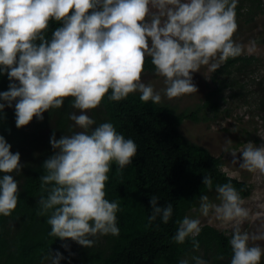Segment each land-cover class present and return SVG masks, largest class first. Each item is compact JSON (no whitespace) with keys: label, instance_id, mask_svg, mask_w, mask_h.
<instances>
[{"label":"clouds","instance_id":"9594fccd","mask_svg":"<svg viewBox=\"0 0 264 264\" xmlns=\"http://www.w3.org/2000/svg\"><path fill=\"white\" fill-rule=\"evenodd\" d=\"M238 0H0V76H7L8 89L0 92V119L5 107L14 105L17 129L35 117L59 109L72 97L68 119L80 131L49 138L53 153L42 164L40 215H46L49 237L71 240L92 248L97 239L119 236L118 201L106 199V182L113 162L117 173L132 163L137 145L118 133L110 122L96 125L87 113L109 102L125 100L139 93L143 103L159 104L186 94L197 93L192 73L207 66L215 72L229 58L245 51L237 43ZM50 22L58 26L48 30ZM256 42L247 46L249 54ZM151 58L155 75L164 87L156 90L142 80L146 58ZM111 90V94L109 93ZM96 125L95 127H93ZM226 145L232 143L225 140ZM0 135V215L9 217L19 202L16 175L24 167L20 153L10 151ZM231 153L232 164L264 179V144L247 142ZM237 153L240 154L237 159ZM202 184L211 191L213 179L203 176ZM216 200L200 195L199 211L210 212L221 227L231 250L229 264H261L264 257V220L249 231L250 209L231 182L215 185ZM159 197L150 198L148 223L160 217L167 224L173 206H158ZM259 218L264 213H256ZM171 237L176 244L186 240L192 252L199 250L200 219L183 217ZM61 247L69 249L67 243ZM70 255H72L70 253ZM65 257L48 250L41 260L60 264ZM223 260V254L216 256ZM179 264H209L202 256L186 254Z\"/></svg>","mask_w":264,"mask_h":264},{"label":"trees","instance_id":"16d2710c","mask_svg":"<svg viewBox=\"0 0 264 264\" xmlns=\"http://www.w3.org/2000/svg\"><path fill=\"white\" fill-rule=\"evenodd\" d=\"M244 1L238 0L237 21L243 12ZM249 1L247 13L263 4L262 0ZM57 26L50 22L49 37ZM258 60L248 54L229 58L211 73L213 86L206 82L208 89L204 101L191 110L178 111L163 101L159 104L143 103L139 93H133L119 102H109L105 96L100 106L88 111L96 125L110 122L125 139H132L137 145L132 163L121 173H117L113 162L105 187V198L119 202L120 211L116 214L119 236L100 237L92 248H84L70 239L61 241L49 237L47 216L40 215L37 206L42 164L53 153L50 136L55 131L59 139L61 135L81 130L68 119L70 112L78 111L71 107L73 98H65L61 108L43 113L42 121L34 117L19 129L15 126L14 105L5 107L4 117L0 119V135L11 144L10 151L20 153V163L24 167L21 174L13 173L20 189L16 209L9 217L0 215V264H42L41 258L48 250L59 251L65 257L60 264H179L186 254L202 256L209 264H229L231 250L225 235L228 229L210 223L201 224L202 231L197 237L200 247L196 252H192L190 240L180 245L171 239L178 226L176 222L188 216L189 210L199 208L200 195H208L210 201L216 199V184L231 182L241 197L251 193L247 181L222 170L220 155L188 139L180 131V125L185 118L198 121L201 109L216 112L227 87L235 88L232 96L239 95L247 102L246 95H252V92L243 89V84L238 81L244 74L254 71L251 65L255 66ZM144 72H154L150 57L145 60ZM252 80L261 94L256 101L257 107L264 111V74L259 78L253 75ZM8 84L7 76H0V92L6 91ZM206 175L213 179L211 191L202 184ZM153 195L159 197L158 206L168 203L173 206V215L167 224L160 217L152 224L148 223L151 214L149 201ZM62 243H67L69 249L61 247ZM219 254H223V260L216 259Z\"/></svg>","mask_w":264,"mask_h":264},{"label":"rangeland","instance_id":"374dc122","mask_svg":"<svg viewBox=\"0 0 264 264\" xmlns=\"http://www.w3.org/2000/svg\"><path fill=\"white\" fill-rule=\"evenodd\" d=\"M262 1V6L254 8L252 13L246 12L250 1H244L243 12L237 21L238 29L233 36L237 43L245 46L243 54L254 55L259 59L255 66L254 64L251 65L254 67V71L244 74L238 81L243 84V89L251 91L252 95L251 93L246 95L247 102H245L241 96L231 95L235 88L227 87L223 91V98L219 100V107L216 112L201 109L198 112L200 116L198 121L185 118L180 125V131L188 139L207 147L211 153L221 156L223 160L222 170L249 183L251 193L242 197L245 201L244 206L251 212L249 221L244 224V228L249 231H254L264 220V216L259 218L256 216L258 212L264 213V179H259L256 174L239 169L238 163L233 165V157L231 153L225 151V147H228L229 151H239L247 142H252L256 146L264 144V116H262L264 111L259 109L256 104L261 94L257 91L256 84L252 80L253 75L259 78L264 74V0ZM253 40L256 42V50L249 54L247 46ZM211 73L207 66H202L200 71L191 74L193 83L198 89L197 93L186 94L172 100L163 97L162 101L174 106L178 111L193 109L196 104L204 101L208 89L206 82L213 86L214 83L210 78ZM142 80L146 84L151 83L156 90L164 87L163 78L155 75V72H143ZM205 115L207 116L203 118ZM225 140H231L232 143L226 145ZM239 156L240 154L237 153V159ZM211 202L219 203L216 199L211 200ZM188 217L200 219L201 224L210 223L218 228H224L221 227L220 222L215 220L211 212L209 216L204 217L199 208L189 210Z\"/></svg>","mask_w":264,"mask_h":264}]
</instances>
